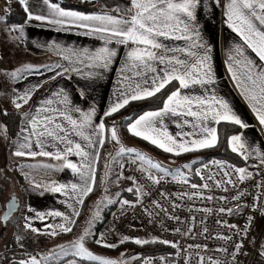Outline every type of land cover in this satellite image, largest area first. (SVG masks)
<instances>
[{
    "label": "snow or ice",
    "instance_id": "6c2138e0",
    "mask_svg": "<svg viewBox=\"0 0 264 264\" xmlns=\"http://www.w3.org/2000/svg\"><path fill=\"white\" fill-rule=\"evenodd\" d=\"M17 2L26 14L25 24L30 21H38L41 22L39 27H43L45 24L55 26L57 32H67L71 31L72 27H77L83 30L80 35L94 37L102 42L100 46L93 49L65 47L55 41L47 44L49 50L56 51L64 61L68 62L67 67L57 64L55 67L62 71H56L55 75L49 77L50 80L70 72L76 73L86 80L103 79L104 74L110 71L112 65L118 60L119 49L116 46H123L127 49L117 72L119 77L117 83L120 87L114 90L115 99L104 111V117L117 113L130 102L154 98L167 85L173 81L178 82V88L167 96L161 108L145 111L127 124V130L131 134L150 142L165 153L180 156L217 147L219 135L217 128L213 125H219L221 122H228L242 129L249 127L232 110L228 101L220 97L215 90L213 46L203 37L197 15V10L202 2L207 4L208 0H128L126 6L116 5L114 7L113 11L116 15L110 12L85 13L74 8L66 9L61 6V3H51L50 0H43L48 9L46 15L34 14L30 11L28 0H17ZM85 2H90V0H81V3ZM5 3L7 5L9 0H5ZM220 3L221 0H214L211 7L220 5ZM208 10L210 11L211 8ZM7 11L6 8L5 12ZM223 15L226 17L224 22L242 41V43H236L229 51L224 62L227 65V72L230 74L231 80L234 81V86L248 101L252 112L256 114L261 130L264 131V0H228ZM5 19L6 16H0V20ZM12 30L19 33V38L24 37V24L13 25ZM178 41L183 43H175ZM248 50L255 54L259 63L249 55ZM44 68L51 71L47 65ZM82 68L87 71H82ZM32 71L39 72V68L32 64H26L11 71L9 75L13 78H23L22 73H31ZM37 87L38 85H33L24 90L22 94H17L13 101L16 109L22 107L21 101L23 104L29 102L33 90ZM197 88L202 89L203 94H193ZM79 96L84 98L86 92L80 90ZM4 114L7 115V112ZM24 115L26 126L21 129V134L26 132L27 135L23 136L24 142L19 144V148L14 154L16 156L52 157L62 162L58 166L59 170L70 169L79 178L78 183L63 184L53 181L46 185L37 184L36 188L42 189L41 196L45 191L53 194L64 193L67 196L70 189L75 196L76 204H68V208L73 209L70 214L59 210L35 213V218L40 221H44L48 217H59L63 221L62 223L45 224L44 230L36 229L30 223L27 226L37 234L56 236L60 233H70L73 230V225L76 224L75 218L80 215V210L76 205H82L84 197L93 191L96 181L94 165L99 156L97 149L105 143L106 126L103 119L99 124H94L95 107H90L87 111L82 110L73 103L64 89L54 92L51 98L42 100L35 109V115L32 112ZM166 118H171L181 131L175 134L170 133L165 125ZM184 126H190V131H183ZM109 131L111 139L118 142L116 126L113 125ZM33 144L39 148V151L31 150ZM49 144L56 149L55 152L46 150V146ZM227 144L233 153H239L245 161L255 154L260 164L264 165V151H261L259 147L253 148L242 134L231 135L227 138ZM24 149H28V151ZM125 152L135 154L133 163L139 160L142 164L150 166L148 169L141 167V171L149 173L148 179L153 184H159L164 176H170L177 183L189 184L188 176L180 168L170 170L162 166L161 163L154 162L146 154L138 152L137 149L125 148L123 145L116 155L119 156ZM71 156L80 159L78 162H73L69 159ZM195 163V160L185 163L183 168L191 169ZM211 164L217 166L223 176L228 177L226 180L228 185L243 182L253 175L248 171V168L236 167L225 161L213 160ZM37 166L28 165V167ZM43 167L57 166L44 164ZM202 168L209 169V164H203ZM151 169L158 170L163 176L157 177L151 174ZM228 169L232 171L230 172ZM233 173L236 174L235 182L232 179ZM105 175L107 176L108 173L106 172ZM195 175L203 181L205 179L213 180L216 173H210L205 177L202 175V169L196 168ZM121 178L122 175L118 176L117 180ZM127 179L133 180L135 185L133 177H127ZM221 183V181H215L216 187H220ZM190 188L193 190L208 189L210 185L206 182L201 185L191 183ZM127 191L137 196L136 203H139V197L144 195L139 186L129 187ZM201 194V191H192L191 194L185 192L179 195L182 199L187 197L191 200ZM245 194L241 192L233 199L240 200ZM164 195L161 193V196ZM105 199L107 204L114 203L111 199ZM206 199L211 200L213 197L208 196ZM221 199L225 198L221 197ZM119 202L122 207L134 206L130 205L128 200ZM155 203L158 208L161 207L159 202ZM14 206V203L9 205L10 208H14ZM173 207L175 208L177 205L173 204ZM219 211L232 213L231 208H220ZM237 215L240 214L237 213ZM99 216L98 209L94 213L93 220L99 219ZM8 218L9 213H5L3 220L7 221ZM169 218L178 222L180 220L178 216ZM252 219V217L248 218L249 224ZM93 220L89 221V227L76 240L48 251L41 259L32 255L28 260H20L19 264H78L76 258L96 262V264H127L121 259L93 254L86 247L85 240L91 235L90 229L93 226ZM226 226L229 229L237 228L236 225ZM247 230V226L242 229L245 235ZM176 231L180 230L176 229ZM204 232H207V228L204 229ZM219 238L225 241L231 239L228 236ZM129 240L130 237L125 235L120 240V244ZM157 242L174 248L178 247L175 242L159 238L134 239V243L137 245ZM95 243L109 249L117 247L116 244L107 243L104 234H101L100 239H97ZM242 248V242L234 245L232 253L234 258ZM224 250L226 251V249ZM257 254L264 256V245ZM69 256L73 258L65 261L64 258ZM131 259H138V257L133 256ZM160 259L164 260L165 258L161 257ZM145 264H153L152 259L145 258ZM200 264H203V258H200ZM214 264H219V262L216 261Z\"/></svg>",
    "mask_w": 264,
    "mask_h": 264
},
{
    "label": "crops",
    "instance_id": "0c3cea01",
    "mask_svg": "<svg viewBox=\"0 0 264 264\" xmlns=\"http://www.w3.org/2000/svg\"><path fill=\"white\" fill-rule=\"evenodd\" d=\"M50 2L55 3L51 0ZM28 3L30 11H32L34 14L46 15L48 13L47 6L43 3V0H28ZM88 3L93 5L91 7L92 9H97L96 12L112 13L110 11L111 9H113L116 5H120L121 7L126 6L128 4V0H90V2ZM213 3L214 0H208L207 4H204L202 2V5L197 10V15L198 23L201 26L203 37L213 46V69L216 75L215 90L220 97L228 101L232 110L237 115H239L246 124L249 125L247 129H242L237 126L238 131H236L234 134H242L243 138L249 144H251L253 148L259 147L261 151H264V131L261 130V126L259 125V122L256 118V114L252 112L248 101L245 100L241 95L240 90L234 86V81L231 80L230 74L227 72V65L224 63L231 48L236 43H242V41L239 40L238 35L232 32V30L224 22L226 20V17L223 15V13L226 10L228 0H221L220 5L211 7ZM209 8H211L210 11L208 10ZM112 14L116 15L114 13ZM40 24L41 22L38 21H30L27 24H24L25 33L24 37L22 38H19V33L17 31L12 30V26L15 24H11L7 27L9 32V41L13 44L12 56L14 57V61L9 66V69L5 68V72H7L9 75L11 71L16 70L17 68H21L26 64H32L36 66L37 68H39V72H24L22 73L23 78H13L9 75L8 79L6 80V92L3 91L1 89L2 87L0 86V91H3V93H0V95L3 96V98H0V116L5 112H13L22 115L19 131L16 137L13 139L11 145H9V147L5 146L6 144L2 146L3 154L5 155V158L8 159L9 165L13 166V168H17V170L15 171L18 175V182L16 181L15 184L18 185V192L15 194H18L16 198L19 201V206L11 225H13L15 238L17 239L19 237L20 239H17V241H21L22 245H25L24 241L27 237H29V235H31L32 239L36 238L38 240V243L51 236L32 232L27 226L29 223L36 229L44 230L45 224H56L63 222L59 217H48L44 221H40L35 218L36 212L59 210L61 212H65L66 214H70L72 213L73 209L68 208V204H76L75 196L71 193L70 189L68 190L69 195L67 196H65L64 193L53 194L46 191L44 195L41 196L40 192L42 191V189L36 188V185H46L53 181L63 184L79 182V178L76 177L70 169L59 170L58 166L62 162L57 161L52 157H30L27 155L16 156L14 154L18 150L19 144L24 142L23 136L27 135L26 132L21 134V129L26 126L24 114L32 112V114L35 115V109L40 105L41 101L47 98H51L52 94L56 91H59L60 89H64L65 91H67V93L69 94V98L76 106L80 107L82 110L87 111L90 107H95L96 115L93 117V122L94 124H99L101 119H103V122L106 126L104 134L105 140L107 138V135L109 139V144L106 145H109L108 147L105 148V146H100L97 149V151L99 152V156L94 167L97 170L99 162L100 167L98 177L96 175L97 180L95 181L93 187L95 186V184H98L97 186L99 187V184L101 182V171L104 168V155L106 153V150H108V148H110V146L113 144L111 142L109 129L113 125H115L114 123L118 122V118H115V115L120 110L109 117H104L103 113L108 108L110 103H112V101L115 99V97L113 96L114 90L120 87V85H118L117 83V80L119 79V77L117 76V72L120 68L121 62L124 59V53L127 51V49H125L123 46H116L119 49L118 60L112 65L111 70L104 74L103 79H97L95 81L86 80L82 76L70 72L64 76H59L54 80H50L49 77L55 75L56 71H62V69H57L55 66L57 64H62L67 67L68 62L64 61L56 51L49 50L47 48V44L55 41L65 47H87L89 49H93L100 46L102 42L98 41L94 37H85L80 35V32H82L83 30L77 27H72L71 31L57 32L55 30V26H49L45 24L43 27H39L38 25ZM34 41L35 43H33ZM175 43L182 44L183 42L178 41ZM37 45H40L41 47H38ZM248 53L259 63L258 58L255 57L254 53H251V50H248ZM45 65L49 66V68H51V71L45 70ZM77 67L80 66L77 65ZM82 71H87V69L82 68ZM172 83L175 84L172 89V91H174L176 88H178L179 85L177 81H173ZM33 85H38V87L33 90L29 102L27 104H23V102L21 101L22 107L20 109H16L13 101L16 99L17 94H22L24 90L32 87ZM80 90H84L86 92V96L84 98H81L79 96ZM193 94H203V90L197 88L196 90H194ZM75 115L78 116L79 114ZM139 115L134 117L132 121L138 118ZM105 119L108 122H105ZM128 123L123 124L125 126V129L123 128V131L125 132L127 139L122 143H125L126 146H128L130 144L128 140H133L138 144L144 142L156 148V146L152 145L150 142L131 134L127 130ZM119 125L121 128V124ZM165 125L168 131L172 134L181 131V129L177 128L176 123L172 122L171 118H166ZM213 126H215L218 130V125ZM183 131H190V126H184ZM34 139L35 138L33 137V140ZM4 140H6L5 135L2 138V141ZM60 147L63 146L60 145ZM24 150L28 151V149ZM31 150L39 151V148L35 144H33V148ZM46 150L55 152L56 149L49 144L46 146ZM236 154L240 156L243 162L240 167H246L248 168V171L257 170L264 173V165L260 164V161L255 154L251 155L247 161H245L239 153ZM69 159L73 160V162H78L80 158L71 156L69 157ZM44 164L55 165L57 167L44 168ZM28 165L38 166L28 167ZM119 181L121 182L120 179ZM94 191L95 189H93L90 194H93ZM1 195L2 193H0V206L2 197ZM86 197H84V199ZM76 206L78 208L80 207V205ZM30 209H33L35 211H31ZM1 214L2 212L0 211V222ZM1 229L2 226L0 227V234L2 233ZM263 231L259 230L255 233L256 241L250 243L241 264H264V256H261L260 258L254 260V256L256 254H254V252L257 248L260 236L262 238L264 236V234L263 236L261 235ZM1 238L2 236L0 237V239ZM262 238L260 240V243L262 241ZM26 258L27 256H24V258L19 259V261L25 260ZM19 261H17L15 264H19Z\"/></svg>",
    "mask_w": 264,
    "mask_h": 264
},
{
    "label": "built area",
    "instance_id": "2783aa9c",
    "mask_svg": "<svg viewBox=\"0 0 264 264\" xmlns=\"http://www.w3.org/2000/svg\"><path fill=\"white\" fill-rule=\"evenodd\" d=\"M213 160L225 161L239 167L227 159L214 157L195 163L188 175V185L177 183L172 178L162 179L159 184H153L148 179L149 174L146 171L142 172L138 163H133L132 157L122 158L118 167V176L122 175L121 183L125 182L128 187H141L144 195H141L139 203H136L137 196L134 193L124 192L125 196L119 201L128 200L130 205L134 206L122 207L118 201L98 226L94 243L100 239L101 234H104L107 243L116 245L120 244L125 235L130 237V240L125 242L128 244H135V238L149 240L159 238L175 242L178 247L158 242L150 243L149 245H153L154 248L146 251L142 264H145V258H151L153 264H200V258H203V264H214L216 261L219 264H241L256 228L264 230V173L252 170L251 178L228 185L226 184L228 177L223 176L222 171L211 164ZM203 164H209V169H203ZM196 168H201L205 177L210 173L216 175L213 180L202 181L195 175ZM127 177H133L135 185L133 180ZM232 179L236 181L235 173ZM215 181H221V186L216 187ZM205 182L209 183L210 188L198 190L190 188L191 183L201 185ZM192 191H201L202 194L191 200L187 197L182 199L179 195L185 192L191 194ZM241 192L246 194L240 200H234L233 197ZM161 193L165 195L161 196ZM208 196L213 199H206ZM155 202H159L161 207L158 208ZM173 204L177 207L174 208ZM220 208H231L232 213H221ZM173 216H178L179 222L169 218ZM249 217L253 218L250 224ZM226 225H236L237 228L229 229ZM245 226L248 228L246 235L242 231ZM205 228L207 232H204ZM176 229L180 231L177 232ZM220 236H228L231 239L225 241L220 239ZM241 242L243 248L234 258L232 255L234 245ZM197 245L200 247H196ZM161 257L165 259L161 260ZM78 264L92 263L78 261Z\"/></svg>",
    "mask_w": 264,
    "mask_h": 264
},
{
    "label": "rangeland",
    "instance_id": "374dc122",
    "mask_svg": "<svg viewBox=\"0 0 264 264\" xmlns=\"http://www.w3.org/2000/svg\"><path fill=\"white\" fill-rule=\"evenodd\" d=\"M10 1L7 5L3 4L0 0V16H5L6 13H8L11 10ZM92 7L93 5H89ZM8 9L7 12H5V9ZM114 9V8H113ZM113 9L110 11L114 14H116ZM8 25H6L4 20H0V62L2 63V67H0V86L1 89L6 92V84L8 79V73L5 72V68L9 69V66L13 63L14 57L12 56V50H13V44L9 41V32L7 29ZM6 64V65H5ZM6 66V67H5ZM7 73V74H6ZM230 81V80H229ZM0 91V93H3V91ZM0 98H3L2 95H0ZM22 117V115H20ZM226 123V122H225ZM228 123V122H227ZM118 131V142L111 139V142L113 143L108 150H106L105 153V160H104V168L101 171V182L99 184V187L96 185V187L93 194H89L85 199L84 203L80 205V215L76 217V224L73 225V230L70 233H60L56 236H50L43 240L42 242L38 243V240L36 238H31V235L26 238L24 241L23 246L19 245V247H16V242L12 240L14 236L13 232V218L17 211L8 218L7 221L4 223L1 221L0 225L2 226V233L0 234V264H9V262H2V257L4 255H7L10 259L14 260L19 257L22 253H27L28 255L25 260H28L30 256L34 255L37 257V259H41L45 253L48 251L57 248L60 245L68 244L71 241L76 240L79 236L83 235L84 230L89 227V221L93 220L94 213L99 209L100 216L99 219L93 220V226L91 227V235L88 236L85 240L86 247L93 253L97 255H102L108 258L112 259H121L127 262V264H142V258L144 255H142V252L140 249H138L139 245L134 246L132 244L123 243L117 245L116 248L109 249L105 248L103 246H99L96 243H94V238L96 235V231L98 226L103 221V216L106 214H109L111 209L114 207V205L122 199L125 194L124 192L127 191L129 188L125 182L121 183L119 180L116 181L118 177V167L120 164V160L124 157H132V160L135 159V154H129L127 152L122 153L121 155L117 156V152L119 151L121 145H123L125 148H135L138 150V152L146 154L148 157H150L154 162H159L162 164V166L169 168L170 170H175L177 168H180L187 176L192 172L191 169H185L183 168V165L185 163H191L193 160L196 162L200 161L202 158V155L200 154V151H195L191 153H185L180 156H176L171 153H165L163 150L159 148H155L149 144L146 143H137L133 140H128L130 143L128 146H126L125 143H122L127 139L125 132L123 131V128L125 129V126L122 124L121 128L118 122L114 123ZM119 126V127H118ZM4 130V134H3ZM5 135V124L3 123L2 119L0 118V193H2L1 197V206L0 211L2 212L4 209V204L7 200L14 198L18 196L17 189L18 185H16V181L18 182V175L15 170L17 168H13V166H10L8 163V159L5 158V155L3 154V145L5 146L11 145L12 142L7 143L5 140L2 141V138ZM6 137V135H5ZM109 144V139L107 140ZM109 146V145H108ZM108 146H105L108 147ZM115 157V159H114ZM11 161V160H10ZM138 165L140 167H144L145 169H148L150 166L147 164H142L141 161L136 160ZM240 167V166H239ZM108 173L106 176L105 173ZM147 172V171H146ZM148 173V172H147ZM149 174V173H148ZM151 174L156 175L157 177L163 176L162 173H160L158 170L151 169ZM171 178L170 176H164L163 179ZM121 180V179H120ZM14 195V196H13ZM111 199L114 201L113 204H107L106 199ZM0 226V227H1ZM261 230L260 227L256 228V231ZM253 235L252 241H256V235ZM263 233L261 234L263 236ZM261 236L257 245V248L254 252V260L260 258L261 256L257 253L262 250V245H264V236L261 240ZM18 242V241H17ZM260 244V245H259ZM143 247L144 250H150L153 249V245H140ZM15 249V252L18 255H14V252L12 249ZM258 249V250H257ZM257 251V252H256ZM7 252H13L10 253V255L7 254ZM4 253V254H3ZM21 253V254H20ZM253 254V255H254ZM23 255V254H22ZM136 256L138 259H131V257ZM73 257L69 256L64 258V260H70ZM78 261L81 262H89L92 264H96V262L83 260L81 258H76Z\"/></svg>",
    "mask_w": 264,
    "mask_h": 264
},
{
    "label": "trees",
    "instance_id": "16d2710c",
    "mask_svg": "<svg viewBox=\"0 0 264 264\" xmlns=\"http://www.w3.org/2000/svg\"><path fill=\"white\" fill-rule=\"evenodd\" d=\"M3 4L6 5L5 0H1ZM55 3H61V6L64 8H74L75 10L83 11V12H96L97 9H92L89 5L88 2L81 3V0H51ZM11 10L6 13V19L4 20L6 25H11V24H25L26 20V14L22 8V6L17 2V0H11L10 5ZM0 67H2V63L0 62ZM175 86L174 83L169 84L165 89H163L160 93H158L154 98L146 99L143 101H135V102H130L129 105L125 106L122 110H120L116 115L115 118H118V123L119 124H126L134 117L137 115L149 111V110H156L160 108L163 104V101L167 97V95L172 91L173 87ZM0 118L2 119L3 123L5 124V135H6V142L10 143L13 141V139L16 137L19 128H20V122H21V116L18 113H13V112H7V115L4 113L1 114ZM105 122H108L105 119ZM218 135H219V144L217 147L213 149H208V150H200V154L202 155L203 160H207L210 158L214 157H219V158H224L227 159L228 161L236 164L237 166L242 165V160L240 156L236 153H233L231 149L229 148L227 144V138L230 137V135L234 134L236 131H238V127L234 126L231 123H225L222 122L218 125ZM108 135L105 140V143L103 145L106 146L108 144ZM198 161V162H200ZM98 168H97V177H98V172H99V167H100V162L98 163ZM195 164L193 165V167ZM96 177V180H97ZM97 184H95L94 188L96 187ZM107 215V214H106ZM106 215L103 216V220L106 218ZM12 240L16 242V247H19V245H22L21 241L17 242V239L15 238V235L13 236ZM134 246H137V244H132ZM138 249L142 252V255L146 253L147 250H144L142 246L139 245ZM12 251L14 252V255H18L15 252V249L13 247ZM13 252H7L8 255ZM4 254V253H3ZM21 254V253H20ZM23 254V255H22ZM19 255L17 259H10L7 255H4L2 257V262H9V264H15L19 259L24 258L25 255H28L27 253H22Z\"/></svg>",
    "mask_w": 264,
    "mask_h": 264
},
{
    "label": "water",
    "instance_id": "95a60500",
    "mask_svg": "<svg viewBox=\"0 0 264 264\" xmlns=\"http://www.w3.org/2000/svg\"><path fill=\"white\" fill-rule=\"evenodd\" d=\"M13 203L15 205L14 208H10L9 205H11ZM18 206H19V201L16 197L7 200L4 204V209H3L2 214H1V221L3 223L5 222V220H3V216L5 213H9V217H11L17 211Z\"/></svg>",
    "mask_w": 264,
    "mask_h": 264
}]
</instances>
